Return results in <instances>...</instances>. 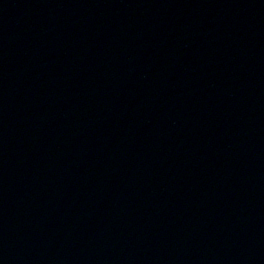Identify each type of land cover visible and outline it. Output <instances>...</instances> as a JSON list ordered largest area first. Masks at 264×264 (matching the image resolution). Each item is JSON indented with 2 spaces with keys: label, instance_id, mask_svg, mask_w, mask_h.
I'll list each match as a JSON object with an SVG mask.
<instances>
[{
  "label": "water",
  "instance_id": "water-1",
  "mask_svg": "<svg viewBox=\"0 0 264 264\" xmlns=\"http://www.w3.org/2000/svg\"><path fill=\"white\" fill-rule=\"evenodd\" d=\"M0 264H264V0H0Z\"/></svg>",
  "mask_w": 264,
  "mask_h": 264
}]
</instances>
